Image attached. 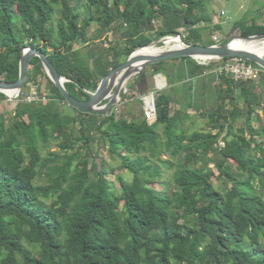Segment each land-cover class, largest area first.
<instances>
[{"label": "trees", "instance_id": "16d2710c", "mask_svg": "<svg viewBox=\"0 0 264 264\" xmlns=\"http://www.w3.org/2000/svg\"><path fill=\"white\" fill-rule=\"evenodd\" d=\"M79 4L0 0V80L18 78L21 50L32 45L68 79L65 86L73 96L87 99L86 90L94 91L120 62L108 61L95 79L89 53L74 43L108 39L117 23L129 43L124 50L114 48V55L128 56L160 37L180 34L179 28L212 20L193 13L203 10V0H85L83 21ZM155 18L162 25L148 33L144 28ZM94 22L97 29L89 34ZM232 29L240 35L264 33V25L242 20ZM186 37V43H202L196 35L194 42ZM193 60V73L208 66ZM163 62L149 66L156 73ZM41 74L48 100L27 102L21 95L10 124L0 115V264H264V157L258 164L252 160L256 151L264 154V92H257L264 86V69L256 84L217 73L219 103L203 113L201 130L185 128L177 112L170 114L163 92L154 94L155 121L145 119L139 98L140 116L117 120L115 106L87 112L69 105L37 56L23 87ZM0 100L10 102L2 92ZM63 101L74 113L59 109ZM242 105L244 126L235 131ZM93 130L108 139V151L132 173L131 180L116 175L120 191L107 179L104 163H89ZM51 138L57 149L42 155L40 146L48 147ZM168 169L170 189L163 180ZM39 174L45 183L35 182ZM214 177L230 185H216ZM155 180L162 184L159 191L152 186Z\"/></svg>", "mask_w": 264, "mask_h": 264}, {"label": "rangeland", "instance_id": "374dc122", "mask_svg": "<svg viewBox=\"0 0 264 264\" xmlns=\"http://www.w3.org/2000/svg\"><path fill=\"white\" fill-rule=\"evenodd\" d=\"M79 1V6L78 9L81 10V15H80V19L81 21H83L84 17H85V11L82 9V5H84L85 0H78ZM228 3H231V8H227ZM203 10H197L195 9L193 11V13H197L199 14L204 13L207 14L209 16H211V21L207 22V21H200L199 23L193 24L191 25L190 29H186V28H179L180 31V35L183 37L187 36L186 39H188V41H193V36H198L200 38L199 41H202L201 44L207 45L209 42V44H222V40L225 38H230L236 35H240V31L239 30H233L232 26L233 24L237 21V20H242L245 22L251 21V18H255L254 22L257 23L258 22V17L259 14L256 12V10L258 8H260L263 4H264V0H203ZM221 11L224 12V14H221ZM199 12V13H198ZM263 12H261V14L263 15ZM252 22V21H251ZM117 24V23H115ZM112 29V32H110V36L107 39H103L102 41H96V42H90L88 45H86V43L79 41L74 43L73 48H80L83 52L89 53V58L88 61L90 63V66L92 67L94 73H95V79H100L101 77V72L99 71V68H103L104 66H107V62L114 59L116 61H119L120 63L125 61L127 58V55L123 52L122 54L116 56L114 55L115 50L120 49V50H124L125 45L127 44V38H125L126 34H124V27H121L120 24L115 25ZM216 24H219V26H221V28L217 29V27L215 26ZM264 24V23H262ZM161 23H160V18H155L154 21L152 22L151 26H147L144 28V30H146L148 33H153L155 32L154 30L157 29L156 27H161ZM53 27L56 29L57 25L55 23H53ZM101 28V27H100ZM97 29V24L94 22L92 23L89 28H88V32L89 34H91L92 32H95ZM194 29V30H191ZM191 30V31H190ZM188 36H190L188 38ZM202 38V39H201ZM127 41V42H126ZM129 43V42H128ZM161 42H159L160 44ZM114 48H116L115 50H113ZM205 62L208 66L206 68H214L215 62L214 61H202ZM148 67V66H146ZM146 67H144L143 69H145ZM142 69V70H143ZM215 69V68H214ZM148 73L151 72L153 73V70H151V67L147 68ZM146 72V71H145ZM144 72V73H145ZM151 73H149L151 75ZM143 75V74H142ZM141 75V76H142ZM38 78H40L39 81V91H41L42 93L46 94L45 91H47L49 89L48 85H47V79L46 76H44L43 74L39 75ZM259 77L252 79V81H249L248 83H253L256 84L259 81ZM164 84H158V87H162ZM24 88V87H23ZM22 88V89H23ZM44 88V90L42 89ZM257 92L262 93L264 92V86L260 87L257 89ZM154 93V92H153ZM155 94V93H154ZM142 96V95H140ZM139 96V97H140ZM10 100V102H7V104L9 103H16V101L19 99L17 98H8ZM122 102V101H121ZM238 106L241 105V100H238ZM60 104H58V107L61 111L63 112H69V113H74V111H72V107L68 106L67 103H65L64 101ZM67 104V105H66ZM242 109L240 108V116L238 117V121L236 123V127L234 128L235 131H237V126H244V120H245V114H246V108L244 105H242ZM117 107V108H116ZM116 108V109H115ZM140 105H138V102L136 101V99L129 101L127 104H121V105H117L113 108V113L115 114V117L117 120H124L126 119H132L133 117H139L140 116ZM233 107L231 105L227 106L228 111H230ZM136 110V111H135ZM72 111V112H71ZM112 111V110H111ZM257 113V110L256 112ZM259 113H261V111L259 110ZM253 116V115H252ZM5 121L7 124H10L11 121L13 120V114H9L6 115L4 117ZM261 121L263 122L262 118ZM254 126H257L259 123L255 120H253L251 122ZM78 126V124H77ZM187 128V127H185ZM188 128L190 130H201L206 128V118L205 119H198L196 121H194L190 126H188ZM124 131L125 135H126V128H122L120 127V131ZM158 130L162 133L163 130V125H159ZM212 131H216V129H212ZM226 134V129H224L220 135V146H223L224 142H223V135ZM93 136L90 145H89V150H90V158H89V163L91 164V162L94 160L97 164H102L104 163V165L106 166V168L109 169V171L106 174L107 179L113 183L114 187L120 191L121 187L119 185V182L116 178L117 174H122L127 180H131L132 178V173L126 169H123L120 166V160L117 156L112 155L109 151H108V139H102L98 136V131L97 130H93L92 134ZM129 136V135H128ZM246 136H248V133L246 134ZM127 137V136H126ZM129 138V137H127ZM42 155L48 153V151H53L57 149V145H56V140L54 138H51L50 143L48 145V147H44V146H40ZM264 157V154L261 153L260 151H256V153H254L252 155V160L254 163L258 164L259 163V159ZM235 168H238L236 166V163H234ZM113 168V170H112ZM172 172L171 169L165 170L164 171V175H166L165 178H163V180H167V186L168 189H170L172 187V183L169 181V175ZM35 182L36 183H45L46 179L44 175H38L35 178ZM214 182L216 185H221L222 187H228L230 185V183H221V181H217L216 178L214 177ZM152 186L156 189V190H160L162 188V184L155 180L152 183ZM180 220H184V219H180Z\"/></svg>", "mask_w": 264, "mask_h": 264}, {"label": "water", "instance_id": "95a60500", "mask_svg": "<svg viewBox=\"0 0 264 264\" xmlns=\"http://www.w3.org/2000/svg\"><path fill=\"white\" fill-rule=\"evenodd\" d=\"M169 36L173 35L160 37L151 41L147 45L139 46L134 49L127 56L125 61L112 67L104 76H102L94 91L86 90L89 96L87 99H78L69 92L65 86V81L68 79L61 75L46 53L38 47L26 45L21 50L18 78L15 81L0 80V92L4 93L11 99H13L15 95L19 94L26 79L30 60L34 56L39 57L48 78L59 90L66 102L77 109L87 112H105L111 109L116 104L120 103L123 96L126 95V84L131 78L138 74L144 67L170 58L190 56L195 60H201L198 57L203 56L201 57L203 59L202 61H217L225 57L241 56L258 64L264 69V54H258L256 52L231 45L232 37L228 38V40L222 44L204 45L199 43H186L182 36L177 34L183 43L181 46L169 47L157 54H136L138 49L151 44H157L165 37ZM236 36H239L242 39H256L263 38L264 33ZM6 89L13 90L14 94H7L5 91Z\"/></svg>", "mask_w": 264, "mask_h": 264}, {"label": "crops", "instance_id": "0c3cea01", "mask_svg": "<svg viewBox=\"0 0 264 264\" xmlns=\"http://www.w3.org/2000/svg\"><path fill=\"white\" fill-rule=\"evenodd\" d=\"M227 8H231V3H228ZM262 11H264V4L256 10L259 14L256 24L264 25L262 24L264 23V12L262 15ZM254 19L251 18V21L254 22ZM251 21H248V23ZM193 59L185 57L166 59L161 64L163 69L156 73L149 72L151 75L147 71V68L151 67L148 65L127 82L126 97L122 98L120 105L139 98L140 95L160 91L170 99V114L177 112L178 118L182 120L184 127L190 126L198 119H205L203 113L209 110V107L219 103L215 91L219 77L214 68L202 67L199 71L193 73L195 66ZM151 70H153V67H151ZM158 78H163L161 83L164 85L162 87L157 86ZM130 95L128 101L127 97ZM14 106V103L7 104L6 101L0 100V115L5 117L8 113L13 114Z\"/></svg>", "mask_w": 264, "mask_h": 264}, {"label": "built area", "instance_id": "2783aa9c", "mask_svg": "<svg viewBox=\"0 0 264 264\" xmlns=\"http://www.w3.org/2000/svg\"><path fill=\"white\" fill-rule=\"evenodd\" d=\"M223 13V11L221 12ZM199 64L207 65L205 62L197 60ZM215 71L220 73L228 74L234 80H250L255 79L260 76L263 68L258 64L247 60L241 56H230L221 58L215 61ZM40 78L36 80H28L26 82V86L24 89H21L18 95H15L14 98H20L22 95V99L27 102L39 101V100H48V96L41 91H39L38 81ZM158 85V82H157ZM24 90V92H23ZM142 102V110L145 119L151 123L156 120V107L154 102V93L150 92L147 94H143L139 97ZM117 108V107H116ZM115 108V109H116Z\"/></svg>", "mask_w": 264, "mask_h": 264}, {"label": "bare ground", "instance_id": "6f19581e", "mask_svg": "<svg viewBox=\"0 0 264 264\" xmlns=\"http://www.w3.org/2000/svg\"><path fill=\"white\" fill-rule=\"evenodd\" d=\"M183 43L181 39L177 35L165 37L161 43L157 44H151L146 47H142L136 51V54H157L162 52L164 49H167L169 47H178L181 46ZM231 45L235 47H239L242 49H247L253 52H256L258 54H264V37L263 38H256V39H242L240 37L234 39L231 41ZM203 57V56H201ZM201 57H198L203 60ZM163 78H158V84H162ZM7 94L12 95L14 94L13 90L6 89L5 90Z\"/></svg>", "mask_w": 264, "mask_h": 264}, {"label": "clouds", "instance_id": "9594fccd", "mask_svg": "<svg viewBox=\"0 0 264 264\" xmlns=\"http://www.w3.org/2000/svg\"><path fill=\"white\" fill-rule=\"evenodd\" d=\"M222 12V11H221ZM221 14H223V13H221ZM197 61V60H196ZM201 61V60H200ZM215 62V61H214ZM216 63V62H215ZM118 104H116L115 106H117Z\"/></svg>", "mask_w": 264, "mask_h": 264}]
</instances>
